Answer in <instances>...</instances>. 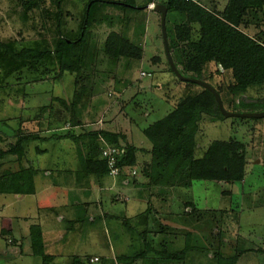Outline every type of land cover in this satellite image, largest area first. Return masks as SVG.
<instances>
[{"label":"rangeland","instance_id":"1","mask_svg":"<svg viewBox=\"0 0 264 264\" xmlns=\"http://www.w3.org/2000/svg\"><path fill=\"white\" fill-rule=\"evenodd\" d=\"M91 1L92 0H0V2L3 3V13H0V40L9 43V46L14 51H19L24 47H33L40 50H53L56 47V41L62 35L77 38L82 33V23L85 21L88 11H90V21L92 23L93 21H99V23L113 22L117 24V22L123 19L119 16L115 19L109 15V11L111 10L108 8L107 2L112 0H107L105 2L97 1L93 4ZM43 2H45L47 8L46 10L44 9L45 11H36L37 9L35 10L31 7L33 5L40 6ZM138 2L141 3L143 0ZM142 6L143 5L136 6L139 7L137 9L130 8L128 12L135 14L136 17H134L133 22L135 23L137 32H145L150 45L147 47L144 54V57L146 56V58L133 59L131 60V64L130 62L124 63L127 59L124 56L121 58L122 61L120 62H117V59L111 56L110 59L104 63L98 62V54L100 51L104 50L103 44L99 46L103 37L96 35L95 31L89 29L87 30V38L83 46L85 53L83 67L79 72L65 71L62 73L60 70L59 58H57L55 54L48 55L42 60L27 61L24 59H15L12 55H9L4 48H0V118H8L7 120H10V124L12 125L21 123L23 126H26V130L29 129L31 131L37 130L38 127H40V123L45 122V120L47 122L53 114H55L59 120L64 122L66 119L63 118H70L72 112L66 109V106L60 99H65L73 106L76 117L80 118L82 122V124L77 127L81 132L90 130L96 126L93 125V122L97 121V118L100 114L102 115V113H104L107 107H112L116 110V113L119 111V108L121 109L120 111H122L123 114V120H121L123 122L122 124H125L128 121L130 115L135 116L136 114H139L143 106L140 105V102L137 103V101L134 100L138 91V87L136 86H146L149 82H152V80L157 83L162 75L163 70L161 68L163 67V64H169V66H171L163 42L161 13L158 10L155 11V9L153 10L146 7L143 9L144 6ZM50 9L56 10L58 14H54ZM60 12H64L62 17L59 16ZM5 14L11 19L15 30L7 28L10 22L8 23L6 21L8 18ZM1 16H3V20L1 19ZM177 18H179L177 13L171 11L168 12L167 30L170 35V41L175 34L174 27L175 23H177ZM263 19L264 16L259 14V17H255L256 24L257 22L261 23ZM127 20H129L128 17H126V19L124 18L123 22L126 23ZM43 29H46L45 35H43L45 33ZM156 32H158L159 43L161 44L164 54L162 55L163 62L156 61V57L152 56L154 55V47H152V43L155 42L152 40L154 38L153 35H155ZM48 33H51V38L48 36ZM45 36L47 37L44 38ZM135 41L138 42L136 39ZM141 70H145L146 72L150 71L152 72V75H141ZM217 78H219L218 82L221 85V88L226 91L223 92L222 96L228 109L246 110L264 108V100H256V102L251 105L237 104L235 106H230L227 104L226 95L231 96L227 91V86L233 81L232 74L229 71H226L220 76L217 75ZM209 79L214 82L211 77ZM161 84L162 80L160 79L159 85ZM191 88L192 91L197 92L201 90L202 85L195 83ZM93 91L96 93L94 96H98V100L96 99L95 102H93ZM153 92L145 90V95H142L143 102L149 103L152 99L158 100L159 98L161 101L159 108H161V110L157 115L162 116L169 108L168 102L164 99L166 93L161 88ZM254 92L258 93L256 90ZM120 93L124 96L121 99L122 103H119V100L115 101ZM230 98L231 99L228 101L232 103L234 101L233 97ZM111 104L114 105L111 106ZM147 109L150 110V113L153 111L151 105ZM141 111L144 112V110ZM58 114H60L59 117ZM230 120L234 122V127L231 126L229 128L230 125L227 126L226 124L217 126L212 122H207L206 124L203 123V129H206V132H202V129L199 132V148L203 152L207 144L214 139H229L230 136L244 140L247 146V158H250V161L246 165L247 176L254 178L255 181H251V178L249 179L247 177L248 180L246 183L234 181L233 185H229L228 183H223L217 180L196 179L194 180L192 187H181L176 193L183 199L197 201V204L203 209L224 208L227 202H231V210L234 211L233 215L237 220V224L242 225L246 232L251 228V225H254L250 224V222L256 223L255 227L257 228L260 226V229L258 228L260 231L253 235L254 240H256L255 243L252 240H247L246 245H260L264 248V207L257 206L256 208H249L252 201L246 196L248 191L243 192V189H249V187H254L259 184L258 186H260L261 193H259L260 195L258 197L261 196L260 200H264V174L258 176L259 180H256L257 177L251 174L253 168L251 162L252 156L253 159H255L256 156L262 157L264 154V116L245 119L231 116ZM64 123L67 124L68 122L66 121ZM1 124L3 123L0 122V125ZM247 124L253 125L251 126L253 129ZM11 140L12 139L8 136L0 135V146L7 147ZM45 145V143L40 141L33 142L30 152L35 153L36 146L41 147ZM75 147V140H68L65 144V149L68 148V150L73 152ZM134 169L138 171L137 168ZM254 183L256 184L253 185ZM239 187L240 193H245V197H242L238 192L234 193L233 189L238 190ZM114 190H106L108 193L105 194L107 199L103 202L104 207L97 208V210H104V212H106V218L113 215L119 216L118 214H121V211H125L126 213V210H129V207H127V205L130 204L129 201L131 203L136 202L138 205L134 190H126V193H123L122 197L120 196V193H122L120 190ZM228 190H232V195L226 192ZM128 197L129 199H127ZM7 198L9 200L17 201L18 203H16V205L21 204V201L18 200L15 195H7ZM23 198L26 199L27 197ZM0 199L4 200L5 196L0 195ZM147 205L148 203L145 202L141 204V206H136V209H143ZM8 209H10V207H8ZM168 209H164L159 205L156 210H158L160 214L157 216L155 215V218L160 220L161 223L167 225H185L187 219L182 212L186 211V206H183L179 201H176V204L173 203V206H171L170 209L176 212L174 215H166ZM150 221L151 229L155 228L156 223H154V220L150 219ZM87 222L81 224L82 228L80 231H77L80 238H77V235H72L71 238L67 236L66 239H69L67 243L63 240L61 242H56L57 247L62 245L64 254L74 249L77 250L87 247L86 249L88 252L102 251L103 253L112 255L116 254V252H131L139 246V239L136 237L137 235L132 240L130 233L131 230H129L127 225L123 223L122 218L111 217L109 218V221H107L102 217L98 222ZM204 225H206V223L202 221L197 228L192 227L193 231L188 237L189 242L197 243L199 245L209 243L208 239H211L209 234L210 230L207 227H203ZM185 226L191 229L190 225ZM71 227H73L72 224H68L67 228H64V230H69ZM80 232L83 234H80ZM234 232L236 234V231ZM259 235H261L260 238H258ZM164 237L166 240H171L174 235L166 233ZM183 237L186 238L184 235ZM125 240L126 244L131 240L134 243L131 244L130 242V246L128 247L124 244ZM151 240L155 244L158 243L159 246H164L165 244V239H162L160 236L153 239L151 234L149 236V241ZM184 241L185 239L179 240L178 242L180 244L177 246L179 248L182 247ZM108 243H110V246H108ZM230 246L231 245L226 244L223 239L222 247L225 252H229L231 249ZM107 254L97 253L95 255H98L102 260ZM150 254L152 255H150L146 262L149 264H157L156 257L161 256V253L156 254V252H150ZM245 254L246 255L241 258L240 264H264V250L247 252ZM65 257V255L59 256L60 264H66V260H62L65 259ZM30 259L32 261L26 264L42 263V258H40L39 255L34 254L33 256H30ZM100 259L98 261H101ZM190 259L192 260V258ZM195 261L202 263V252H198ZM189 262L187 264H189ZM0 264H13V261L8 260L7 262H4L3 260H0Z\"/></svg>","mask_w":264,"mask_h":264},{"label":"trees","instance_id":"2","mask_svg":"<svg viewBox=\"0 0 264 264\" xmlns=\"http://www.w3.org/2000/svg\"><path fill=\"white\" fill-rule=\"evenodd\" d=\"M97 1L105 0H92L91 3ZM112 1L135 5L134 0ZM151 1L153 0H148L145 4ZM163 1L168 7V11L180 13L185 17L184 21L178 25V38L179 41H188L185 45L178 47L181 58L180 61H176L184 74L213 83L209 79L211 71H209L208 65L210 61H214L216 65L221 64L224 69L232 71L233 81L228 84L227 91L233 97L234 105L244 104V101L237 102V99L245 93L257 101L264 100V29L256 35H251L242 28L244 25L252 23L259 27L263 25L264 19L261 23L257 22L256 24L255 17H259V14L264 16V0H229L221 12L215 7L204 5L200 0ZM90 22V11H88L86 19L82 23V33L77 38L62 35L53 50L24 47L19 51H14L9 44L1 40L0 48H4L15 59L27 61L42 60L48 55L55 54L59 58L62 73L65 71L79 72L83 67L85 57L83 46ZM192 22L200 23L198 40L191 39ZM170 47L175 46L170 44ZM104 51L111 57L124 56L126 58H140L143 53L141 47L117 31H111L107 36ZM169 68L173 70L171 66ZM217 71L219 70L217 69ZM179 80L184 81L180 78ZM185 82L188 89L178 99L175 107L142 130L145 143L140 144L134 138L128 139L127 134L122 131L104 127L90 129L84 133H76L73 130L60 133L59 135L62 137H72L80 147L86 149L87 158L83 160L85 173L83 171L82 177H86L90 172L99 173L103 177L109 174L107 159L102 156V149L106 142L124 148V152L117 157L118 165L121 167L119 178H126L131 184L145 187L153 185L191 187L196 179L225 182L244 179L247 147L240 140L214 139L202 156H196L197 134L203 114L206 113L220 119L226 116L221 112L216 97L210 89L202 86L201 90L192 91L191 86L196 82ZM216 87L220 92L223 90L221 85H216ZM252 89L258 92V96L250 94ZM60 100L66 109L73 113L71 103L69 104L65 99ZM7 119L6 117L0 118V122H5ZM63 119H66L64 122L71 121L74 126L82 123L74 115L71 118ZM37 136L38 133L21 130L17 142L11 148L0 149V162L13 155L19 163V167L15 171L0 175V193L35 192L34 178L31 176L24 178L30 167L23 164V159L26 156L28 144ZM101 137L105 142L101 140ZM150 137L153 139L151 140ZM89 162L92 164L95 162L99 167L88 169ZM136 166L139 168L138 171L132 173ZM188 206L190 208L183 211L182 214L187 219L185 225H190L191 229L185 225L173 226L160 221L156 223L155 228L151 229L150 215L153 206H148L145 211L137 214L135 219L125 218L123 223L131 230L132 240L137 235L139 246L129 253L124 252L115 256L103 257L100 264H117L119 261L124 264H135L138 259H149L148 252L154 248L148 240L151 230L176 232L186 236L184 247L173 251L164 250L159 257L162 261H174L176 264H187L189 260L192 262L189 264H238V261L246 255L245 253L264 250L263 247L257 245L247 246L246 242L242 240L238 243L235 252H225L222 248L221 226L226 210L201 209L194 202H187L186 207ZM202 221L206 223L203 227L210 230L209 243L199 245L189 242L188 237L193 231L192 227L197 228ZM30 238L33 253L42 256L43 264H50L54 255L46 252L40 224L30 226ZM132 240L131 244L134 243ZM198 252H202V263L195 261ZM157 259L158 257H156V261ZM68 264L91 263L89 257L73 255Z\"/></svg>","mask_w":264,"mask_h":264},{"label":"crops","instance_id":"3","mask_svg":"<svg viewBox=\"0 0 264 264\" xmlns=\"http://www.w3.org/2000/svg\"><path fill=\"white\" fill-rule=\"evenodd\" d=\"M107 1V0H105ZM104 1V2H105ZM125 1V0H121ZM140 0H134L135 5H127L122 3H117L113 1H108V8L111 10L109 11V15L111 17H114L115 19L119 16L123 19L126 17L129 18V20L126 21V23L123 22V19L121 21L117 22V24L111 22V23H99V21H93V23H90L89 30L95 31L96 35L102 36L103 40L100 42L99 46L102 44L105 45V40L109 33L111 31H117L127 39L131 40L135 45L142 48V56L140 59H145L144 54L147 50V47H149V41L148 38L145 35V32H137L135 23L133 22V19L135 14H131L128 11L131 9H137L143 5L145 9H153L154 10V4L157 2L164 3L163 0H153L148 4H145L148 0H143V2H138ZM204 5L208 7H215L220 12L223 11L228 4L229 0H200ZM45 2L42 3V5L37 6L33 5L31 6L33 9H37L36 11H42L46 10ZM3 3L0 2V13H3L2 9ZM29 6V5H28ZM142 6V7H143ZM30 7V6H29ZM44 10V11H45ZM51 12L54 14H58L56 10L50 9ZM155 11H157L155 9ZM169 12V11H168ZM177 13V12H174ZM8 15V13H7ZM5 14V16H7ZM64 15V12H60L59 16L62 17ZM138 15V14H137ZM168 15V13H167ZM179 15V18H177L175 23V31L174 35L170 41V35L168 33L169 38V44H172L173 48H171L173 58L176 61H180V53L178 51V47H181L187 43L188 40L179 41L178 38V25L182 23L185 19L184 15L182 16L180 13H177ZM181 17V18H180ZM183 17V18H182ZM8 19L6 21L10 24L7 27L12 28L15 30V27L7 16ZM1 19L3 20V16H1ZM102 24V25H100ZM107 24V25H104ZM192 31H191V39L192 40H198L200 37V23L199 22H192ZM244 30L249 32L251 35H256L259 31L264 29V26H257L255 24L250 25H244L242 27ZM44 31L46 29H43ZM13 31V30H11ZM156 32V36H154L152 41H155L152 43V47H154V51L152 55L153 57H156V61L163 62L162 55L163 50L161 47V44L159 43V35ZM46 34V31L43 35ZM49 34V35H48ZM47 35L51 38V33H48ZM45 36L44 38H46ZM24 39V38H23ZM135 39L138 41L136 42ZM164 42V39H163ZM6 43V42H4ZM57 43V41H56ZM55 43V44H56ZM9 44V43H7ZM165 46V45H164ZM9 53V52H8ZM167 54V53H166ZM10 55V53H9ZM99 60L98 62L104 63L105 61H108L110 59V56L105 53V51H100L98 54ZM8 57V56H6ZM3 58V57H1ZM117 59V62L122 61L121 57H114ZM126 58V57H125ZM128 59V60H127ZM126 62H130L131 60L136 58H127ZM139 59V58H138ZM162 75L161 80L162 84L159 85V80L157 83L152 80V82H149L146 86L140 85L136 86L138 87L137 94L134 97V100L140 102V105L143 106L141 110H144L142 112L140 110L139 114H136L135 116L130 115L128 121L125 124H122L123 122V114L121 109L119 108V111L114 110L112 107H107V109L100 114V116L97 118L96 122H93L94 126L91 129L104 127L105 129H113L117 131H122L127 134L128 139L134 138L138 143L142 144L145 143V138L142 134V130L148 127L150 124H152L154 121L161 118L163 115L168 113L170 110H172L175 105L178 102V99L186 93L188 87L186 84V80L181 81L179 80V77L176 73H174L172 70H170L169 65L163 64V67L161 68ZM209 76H211L212 80L214 81L212 84L219 86V82L217 78V75L220 76L224 72H230L232 74V71L230 69H224L221 64L216 65L214 61H210L208 65ZM217 69L219 71H217ZM145 71V70H141ZM150 72V71H149ZM207 75V77H209ZM113 77V76H112ZM210 78V77H209ZM181 79V78H180ZM233 79V76H232ZM211 81V80H210ZM212 82V81H211ZM166 86V89H165ZM159 88H161L166 94L164 95V99L168 102V109L165 114L157 115L160 113L161 108H159L161 101L158 98V100L152 99L149 101V103L143 102L142 95H145V90H150L151 92L157 91ZM255 90L252 89L250 94L252 96H258V93L254 92ZM223 92H226L225 90H222L221 96ZM154 93V92H153ZM95 91H93V99H97L98 96H94ZM226 94V93H225ZM140 96V97H139ZM123 94L120 93L118 98L115 100H119V103L121 102V99L123 98ZM232 96H227V104L230 106L234 105V103H230V100ZM223 99V96H222ZM98 100V99H97ZM244 101L243 105L246 104H254L256 102L255 98H252L249 96L248 93L243 94L240 98L237 99V102ZM146 101V100H145ZM224 102V99H223ZM114 104H111L113 106ZM152 106L153 111L150 113V110L147 109L149 106ZM224 105L226 106L225 102ZM235 106V105H234ZM158 107V108H157ZM228 109V107H226ZM264 108L260 109H231L228 110L232 111H258L262 110ZM58 111V110H57ZM74 117H76V113H73ZM153 114V116H152ZM60 114H58L59 117ZM70 116L71 117H73ZM231 116H226L223 119L220 118H214L209 114H203L202 120L200 121V130L202 129V132H206V129H203V123L212 122L215 123L217 126L221 125H230L229 128L232 126L234 127V122L230 120ZM240 118H254V117H248V116H237ZM80 119V118H78ZM72 120V119H71ZM43 121V120H42ZM68 123L65 124L62 120H59L55 114L51 116V118L48 119L46 122H41L40 127H38L37 130L31 131L29 129L26 130V126H23L20 124L12 125L10 124V120H6L5 122H2L4 126L0 125V135L2 136H8L10 137L11 142L7 147L0 146V149L6 150L11 148L18 140V134L22 130L23 132H35L38 133L37 138H34L33 141H31L27 146V152L26 156L23 159V164L27 167H30V170L25 174L24 178L33 177L35 181V192L33 193H14V192H8V193H0V195H4L5 199H0V260H3L4 262H7L8 260H12L13 264H26L28 262H31L30 256H33V249L31 245V238H30V226L32 224H40L43 230V238L44 243L46 247V252L49 254L54 255V259L50 264H60L59 256L65 255L66 264H68L69 260L73 255H82L86 257L95 256L97 253L101 254H107L103 253L102 251H96V252H88L87 247L82 249H74L72 251L67 252L64 254L62 250V245L59 247L56 246L57 241H64L68 242L69 239H66L67 236L70 238L73 236H76L77 238H80L79 233L77 231H80L82 228L81 224L86 223L87 221L95 223L101 220L102 217H104L107 221H109V218H122V221L125 218H131L135 219L137 217V214H139L142 211H145L148 206H153V211L150 215V219L154 220V223H157L158 219L155 218V215H159L160 212H158V207L161 205L164 209H168V212L166 215H174L176 212L172 211L170 209L171 206H173V203L176 204V201H179L183 206H186L187 202H194L197 207L201 208L197 201H194L192 199H183L180 195L176 193V191L180 190L182 186H161V185H153L150 187H145L143 185H135L128 183L126 179H120L114 178L107 174L106 176H101L99 173L90 172L86 177H82L83 171H84V162L83 160L87 158L86 149H83V147L79 146V144L75 140V150L74 152L71 150H68V148L65 149V144L68 140L74 141L72 137H62L59 134L60 133H67L70 132L69 130H73L76 133H84L85 131L81 132L78 130V126H80L82 123H79L77 125H73L71 121H67ZM202 122V124H201ZM228 123V124H227ZM248 125V124H247ZM47 126V127H46ZM249 127L253 125H248ZM253 129V127H251ZM21 129V130H19ZM135 130V132H134ZM138 136H137V133ZM197 134V146H196V156H202L205 153L206 148L209 146L211 142L207 144L204 151L200 150V142H199V133ZM253 132V131H252ZM82 138V137H81ZM151 140L153 137H150ZM238 137L230 136L229 139L224 140H231V139H237ZM240 140V139H237ZM40 141L42 143H45V146L37 147L36 146V152L31 153V147L33 146V142ZM244 142V140H240ZM12 143V144H11ZM245 143V142H244ZM247 147V146H246ZM82 148V150H80ZM250 161V158H247V164ZM251 162L253 164V168L251 171V174L255 177L262 176L264 174V154L262 157H257L253 159V156L251 158ZM246 164V165H247ZM87 166V165H86ZM19 167V163L15 160V156L10 155L6 160H3L0 162V175L8 174L10 172L15 171ZM95 168L99 167L95 162L92 164L89 162L88 169L89 168ZM139 169L137 166L134 167ZM85 173V171H84ZM247 176V170L246 175L244 179L238 180L240 183H246L248 178L251 177ZM251 181H255L254 178H251ZM223 183H228L229 185H233L234 182H225L220 181ZM194 183V181H193ZM242 183V184H243ZM254 183L253 185H255ZM259 185V184H258ZM254 186L249 187V189H243V192H247V198L252 201L250 203L249 208H256L257 206L264 207V200L261 201L260 197H258L261 193L260 186ZM193 186V185H192ZM191 186V187H192ZM252 186V185H251ZM190 188V187H188ZM120 190L122 193H120V196H123V193H126V190H131L135 192V197L138 202V205L136 202L131 203L127 205L129 207V210L121 211V214H118L119 216H109V218H106V212L104 210L100 211L97 210V208L104 207L103 202L105 199H107V196L105 195L108 193L106 190ZM238 190H234L235 192H238V194H241L242 197H245V193H240ZM115 191V190H114ZM177 191V192H178ZM113 192V191H112ZM228 194L232 192V190L226 191ZM7 195H15L18 200L21 201L20 205H16L18 203L15 200H9L7 198ZM232 195V194H231ZM23 197H27L26 199ZM264 197V195H263ZM129 199V197L127 198ZM166 199V200H162ZM148 203L147 206H145L143 209H136V206H141L143 203ZM155 206H154V204ZM10 207V209H8ZM190 206L186 207V209H189ZM231 202L226 204L224 208L219 209H225L226 212L223 216L222 220V232H223V239L225 240L226 244H230L231 249L228 253H233L237 249V245L240 241L244 240L247 242V240H252L254 243L256 240H254L253 235L255 233H258L260 231V226L255 227L256 223L250 222L251 228L246 232L242 225L237 224V220L235 219L233 213L234 211L231 210ZM98 213V214H96ZM96 214V215H95ZM98 218H97V217ZM264 218V216H263ZM98 220V221H97ZM105 221V220H104ZM151 222V221H150ZM65 223V224H64ZM88 223V222H87ZM68 224H72L73 227L69 228V230L66 229ZM79 225V226H76ZM177 226V225H175ZM242 226V227H241ZM263 226H264V219H263ZM238 227V228H237ZM264 229V228H263ZM236 231V234L235 232ZM166 233H171L174 235V237L171 238V240H166L164 235ZM80 234H83L80 232ZM149 234L153 236V239L155 237H161L162 239H165L164 246H159L158 243H153L151 240V245L154 247L151 249V251L148 252V256L152 255L150 252H156L158 254L159 252L161 254L162 251L168 250L173 251L176 249H180L184 247L186 241H184V244L182 247H178L180 243L179 240L185 239L183 237V234L176 233V232H155L152 231L149 232ZM148 234V235H149ZM149 235V236H150ZM148 236V240H149ZM185 236V235H184ZM9 237L12 238V241H9ZM261 235L258 236L260 238ZM75 238V237H74ZM127 240V239H126ZM126 240L124 241V244H126ZM93 242V240H92ZM131 242V241H130ZM130 242L126 245L129 247ZM174 245V246H170ZM108 246H110V243H108ZM177 246V247H176ZM260 246V245H259ZM223 248V247H222ZM4 250V251H2ZM113 250V249H112ZM253 252V251H252ZM17 255H16V254ZM124 253V252H116V254ZM126 253V252H125ZM129 253V252H127ZM112 254V255H116ZM109 255V254H107ZM104 256V257H107ZM109 255V256H112ZM158 257V256H157ZM160 257V256H159ZM158 257L157 263L158 264H176L174 261H162ZM42 258V256H40ZM43 264V258L41 259ZM61 260V261H62ZM101 260V259H100ZM148 258H141L138 259L135 264H149L146 261ZM160 260V261H159ZM27 261V262H26ZM62 263V262H61ZM92 264H100V261L94 262ZM238 264H240V260L238 261Z\"/></svg>","mask_w":264,"mask_h":264},{"label":"water","instance_id":"4","mask_svg":"<svg viewBox=\"0 0 264 264\" xmlns=\"http://www.w3.org/2000/svg\"><path fill=\"white\" fill-rule=\"evenodd\" d=\"M154 9L158 10L161 13L162 32H163L165 50H166L171 68L177 74V76L179 78H181L182 80H186V81L196 82V83L210 89L214 93L216 100L218 102L219 108L225 116H248V117H262V116H264V110H259V111H232V110H228L226 108V106L224 105L220 91L217 89V87L215 85H213L212 83H210L209 81H207L205 79L184 74L179 69L178 65L176 64V62L173 58V55H172L170 44H169L168 30H167L168 7L165 3L157 2L154 4Z\"/></svg>","mask_w":264,"mask_h":264},{"label":"built area","instance_id":"5","mask_svg":"<svg viewBox=\"0 0 264 264\" xmlns=\"http://www.w3.org/2000/svg\"><path fill=\"white\" fill-rule=\"evenodd\" d=\"M152 75V72H146V71H141V75ZM101 140L103 142H105L104 138L101 137ZM124 152V148L122 147H118V146H114V145H110L107 144L105 142V145L102 149V156L106 157L107 162H108V166H109V175L114 177V178H118L120 176V171H121V167L118 165V159L117 157L122 154ZM136 170L133 169L132 173H135ZM127 182L129 181L128 179H126ZM9 241H12V238L9 237ZM100 259V257L98 255L95 256H91L89 258L90 263H94L97 262ZM117 264H124V262L119 261L117 262Z\"/></svg>","mask_w":264,"mask_h":264}]
</instances>
